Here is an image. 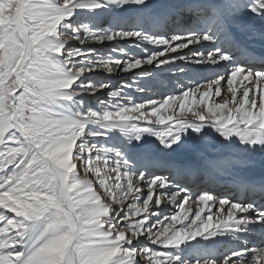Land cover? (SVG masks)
Listing matches in <instances>:
<instances>
[{
    "label": "snow or ice",
    "instance_id": "snow-or-ice-1",
    "mask_svg": "<svg viewBox=\"0 0 264 264\" xmlns=\"http://www.w3.org/2000/svg\"><path fill=\"white\" fill-rule=\"evenodd\" d=\"M89 41L118 47L105 56ZM178 61L223 71L146 97L159 75L185 74ZM99 70H139L143 86L101 99ZM197 174L193 210L183 182ZM256 228L264 0H0V264H264V246L209 247Z\"/></svg>",
    "mask_w": 264,
    "mask_h": 264
},
{
    "label": "bare ground",
    "instance_id": "bare-ground-1",
    "mask_svg": "<svg viewBox=\"0 0 264 264\" xmlns=\"http://www.w3.org/2000/svg\"><path fill=\"white\" fill-rule=\"evenodd\" d=\"M151 3L159 4L165 2V0H150ZM81 19H85V17H81ZM241 39H244L241 37ZM90 46L96 51L101 54L107 56L109 52L112 49L117 48L118 46L114 43H108L105 42L104 44H99L98 42L89 41L88 42ZM75 44V42H74ZM75 46H79L78 44H75ZM119 47H127L123 42ZM257 50H259V45H256ZM190 48L193 49V51L196 50V46H191ZM114 57H116L117 53L112 52L111 53ZM181 55H189L187 50H184L180 53ZM182 67L186 68V72L183 75L180 74H174L171 72L164 73L162 75H159L155 81L152 82V86L150 87L149 91L145 93L144 95L146 97H150L153 99H160L162 96L167 94H176L180 91L179 85L182 84L184 87H188L189 85L194 86L195 84H204L210 79L215 78V73L222 72L223 70L220 68H217L214 65H197L195 63H188L184 64V62H179ZM146 70H150L148 66H146ZM139 73V70H134L129 73L124 72H116L114 74H107L103 70H99L91 74V79L93 81L96 80H102L105 82L110 83V87L106 90L101 91L98 93L99 97L101 99H108V93L112 91H125L128 92L129 88L124 87L121 89V84L123 82H128L132 84V89H135L137 86H143L142 80H135L134 77L137 76ZM203 90V88L201 89ZM133 95L140 97L142 94L136 93L133 91ZM198 98V97H197ZM217 100L219 98H216ZM96 102L95 97H90L88 102ZM95 104V103H94ZM211 156V150H209V157ZM171 164L176 167H186L189 169H197L199 168L203 160H195L188 157H173L171 158ZM156 174H167L166 172L161 173L159 170L156 171ZM258 175V173H257ZM183 183H186L187 186L192 190L193 196L192 199L189 200L188 207L191 205L193 207V210H195V205L192 203V201L195 199L196 195H199L202 191L205 190L206 185L204 182L201 181L199 178V175H193L189 180L184 181ZM217 183L219 185H223L225 182L223 179H218ZM223 191H233L232 188H224V187H217L215 189V192H223ZM215 194V193H214ZM167 205V206H166ZM164 210V215H171L174 214V212L177 210L176 207L170 203H167V201L163 202L160 206ZM216 209L213 208V213H215ZM163 218V217H162ZM248 243L249 248L257 247V246H264L261 245V241H264V232H262L259 228L254 229L251 233H249L246 237H242L240 241H236L234 238L231 237H225L220 238L216 245H210V249L215 251L217 254H223L227 252V250L231 247L238 246L239 243L243 242ZM191 259V257H189Z\"/></svg>",
    "mask_w": 264,
    "mask_h": 264
},
{
    "label": "rangeland",
    "instance_id": "rangeland-1",
    "mask_svg": "<svg viewBox=\"0 0 264 264\" xmlns=\"http://www.w3.org/2000/svg\"><path fill=\"white\" fill-rule=\"evenodd\" d=\"M94 103L96 104V102H93V101H92L90 104H93V105H95Z\"/></svg>",
    "mask_w": 264,
    "mask_h": 264
}]
</instances>
